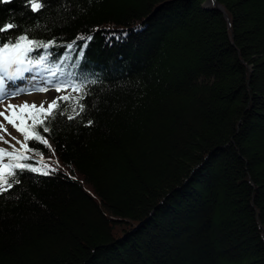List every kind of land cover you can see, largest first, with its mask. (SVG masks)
<instances>
[{
    "label": "trees",
    "instance_id": "obj_1",
    "mask_svg": "<svg viewBox=\"0 0 264 264\" xmlns=\"http://www.w3.org/2000/svg\"><path fill=\"white\" fill-rule=\"evenodd\" d=\"M41 2L0 26L55 39L85 111L29 141L59 169L0 196V264H264V0Z\"/></svg>",
    "mask_w": 264,
    "mask_h": 264
},
{
    "label": "snow or ice",
    "instance_id": "obj_2",
    "mask_svg": "<svg viewBox=\"0 0 264 264\" xmlns=\"http://www.w3.org/2000/svg\"><path fill=\"white\" fill-rule=\"evenodd\" d=\"M0 3H11V0H0ZM28 3L33 12H39L44 8L41 0H28ZM14 27L16 26L13 24L0 26V33H8L7 36L0 35V103L22 94L31 95L36 91L41 93L55 91L65 94L52 96L49 101H42L39 105L29 104L27 101L22 105L8 103L4 111H0V117H3V120L11 124L23 137L21 140L12 135L4 123L0 122V143L7 145L6 148L0 147V196L20 184L21 175L25 171L48 176L59 169L58 160L54 162L56 166L53 167L51 158L45 161L41 151L34 146L29 147V141L43 144L50 150L52 156H55V149L43 134L52 131L51 122L58 116H66L69 121L81 116L85 111L82 101L87 94L83 82H75L72 73L65 76L62 70L63 59L58 57L57 61H52L54 53L50 49L58 46L55 39L47 42L36 40L26 33H13ZM113 35L119 39L127 33ZM77 39L85 40L81 45L80 55H82V49L87 47V42L91 41L92 37L79 36ZM72 47L73 45H68L67 49L71 51ZM25 80L37 81V83L25 92L21 84H17V81ZM73 93L76 95H72ZM91 125L92 121L89 120L86 126L91 127ZM5 135L8 139H5ZM16 145L20 147L17 148Z\"/></svg>",
    "mask_w": 264,
    "mask_h": 264
},
{
    "label": "rangeland",
    "instance_id": "obj_3",
    "mask_svg": "<svg viewBox=\"0 0 264 264\" xmlns=\"http://www.w3.org/2000/svg\"><path fill=\"white\" fill-rule=\"evenodd\" d=\"M36 81L32 80H25L24 82L17 81V84H21V86L25 89V92H27L28 89L32 88L34 84H36ZM55 91H49L45 93L41 92H33L31 95L28 94H22L15 98H10L8 100H5L4 103H0V111H4V107L6 104L11 103L14 105H22L25 101H27L29 104L36 103L39 105L42 101H49V98L52 96H55ZM45 107H47V104H45ZM0 122L4 123V126L7 128L9 132L12 133V135L18 137L19 139H23V137L20 135V133L16 132L15 129H13L11 124H8L6 121L3 120V117H0ZM5 139H8V137L5 135ZM0 147H7V145L0 143ZM17 148H19V145H16Z\"/></svg>",
    "mask_w": 264,
    "mask_h": 264
},
{
    "label": "water",
    "instance_id": "obj_4",
    "mask_svg": "<svg viewBox=\"0 0 264 264\" xmlns=\"http://www.w3.org/2000/svg\"><path fill=\"white\" fill-rule=\"evenodd\" d=\"M203 6H204V7H208V6H210V2H206V3H204ZM216 7L218 8L219 11H221V8H220L218 5H216ZM223 16H224V14H223ZM224 17H225V16H224ZM225 19H226V18H225ZM225 21H227V19H226Z\"/></svg>",
    "mask_w": 264,
    "mask_h": 264
}]
</instances>
